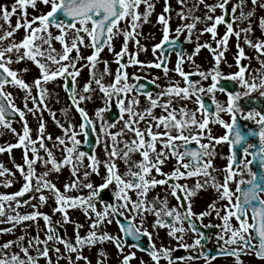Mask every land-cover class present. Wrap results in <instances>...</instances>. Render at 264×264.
Wrapping results in <instances>:
<instances>
[{"label": "snow or ice", "instance_id": "1", "mask_svg": "<svg viewBox=\"0 0 264 264\" xmlns=\"http://www.w3.org/2000/svg\"><path fill=\"white\" fill-rule=\"evenodd\" d=\"M39 2L46 6L48 11L31 17L29 8L37 9L38 0H13L10 7L7 4H0V130H9L17 137L16 143L0 146V154L5 152L11 154L14 148H22L24 161L23 164L14 165L23 180L20 190L14 193H0V217L7 216V220H0V223L12 224V228L0 229V232L10 233L17 224L25 221L37 222L41 217L45 221L46 232L43 239L39 235L28 239L27 246L21 243L24 236L0 245V264H39L41 258L45 259L46 264H60L62 259H66L67 264H79L80 261L92 264L88 256L84 255V249L93 248L98 244L103 245L105 242L114 243L121 254L120 264H131L136 256L134 251L125 253V247L146 251L153 264H161L162 260L167 264H180L197 259H203L205 264H212L217 255L234 257L235 264H243L241 257L250 253L264 260V196L261 195L264 193V112L253 109L245 114L239 104L243 97H250L252 92L264 90V74L246 76L252 58L246 54L245 47L240 43L243 39L244 45L255 50L257 53L255 58L264 72V59H261L264 56V39L254 41L250 35L254 32L252 18L258 0H251L252 9L247 11L245 9L248 0H215L214 3L195 0L192 7L188 6V0H177L181 5L177 12L181 24L174 30L175 37L172 36L171 27L173 9L170 0H164L163 11L157 16V23L162 28V39L153 45L152 52L155 58L151 61H142L139 58L141 52L148 51L147 46L140 43V36L143 33L139 29L143 23L149 21L155 11L154 0H39ZM201 5L205 11L203 15H196L195 12L200 10ZM259 6L264 7V3H260ZM218 10L220 14H217ZM13 16L16 17L15 24L12 23ZM198 24H203L204 27L197 29ZM220 25L225 26V33L217 39ZM259 27L264 30V17H260ZM21 29L24 30V35L17 40L16 34ZM53 29L57 34L54 35ZM194 31L197 32L195 52L199 53L202 48H207L213 55L215 66L210 70H201L191 53H185L177 46L180 36L184 33H187L186 40L191 42ZM205 33L211 34L216 43L215 47L207 41L199 43V37ZM121 36L123 37L121 48L116 51L114 41ZM232 36L237 40L235 61L239 70L224 76L220 71V64L225 59L224 53ZM54 41L60 43L59 50L54 46ZM130 41L135 45V51L129 50ZM82 48L92 49L91 54L84 56ZM105 48L112 53L113 62L118 65L114 74L109 67L110 61L101 59V53ZM169 49L176 52L177 62L173 71L182 78L183 85L168 78L169 55L161 57L157 54V50L168 53ZM73 52L75 55H72ZM186 57L194 70L191 73L186 72L183 67ZM22 61H31L39 69L40 75L34 78L31 84L21 75L29 71L27 67L13 69L11 66ZM81 61L85 63L81 64ZM101 63L104 64L102 71L98 69ZM85 67L89 69V79L78 92L77 78ZM129 67H138L139 71L162 69L168 82L161 87L157 84L159 77L153 78L151 83L160 88L154 96L153 92L141 83L140 75L133 73L130 80ZM106 76H113L111 82H104ZM57 78L64 80L63 87L68 93L71 107H74L81 117L79 125L73 123L68 108L61 109L65 117L64 123L56 119V113L48 108L47 100L50 93L47 84ZM209 79L212 83L206 87L203 81ZM222 79L236 82L245 91H228L224 86H219ZM8 86L17 87L24 92L23 109L16 105L12 92L6 90ZM33 88L36 89L35 94ZM97 91L102 94L100 99L104 106L94 111V119L81 104L91 101ZM217 91L227 92L226 105L216 100ZM206 94L211 97L214 109H209L206 105L204 99ZM141 95L146 97L149 105L144 109L139 108ZM260 95L264 96V91H260ZM165 97L167 99H164ZM193 98L197 105L193 110H189L186 105L179 108L175 106L177 100ZM29 101L32 107H29ZM113 103L118 106V115L116 119L108 120L105 114L112 110ZM157 107L162 109L159 116L154 114ZM45 110L63 133L55 137L51 148L46 143L52 141L53 136L45 134L46 124L43 121ZM26 112L38 116L35 138H32ZM197 113L201 116L199 120ZM221 113L229 114L231 122L225 121ZM17 114L22 122V133H18L12 127L9 119V116L14 117ZM238 116L243 120L253 121L258 125V129H245L238 123ZM121 121L123 126L116 132L111 131ZM141 123L145 125L143 129L140 127ZM210 123L222 125L227 134L220 137L211 136ZM93 133L96 134L93 147L103 144L104 160H100L94 151L85 152L80 148L82 143L89 144V138ZM127 133H131L132 136L127 138ZM81 135L85 137L83 141L79 139ZM249 137L258 138V144L247 143ZM205 138L208 139V143L201 142ZM177 141L182 143L178 144ZM222 141L230 144L232 152L228 157L229 163L223 170L225 173L223 182H219L212 172L220 171L213 167V159L216 156L215 145ZM193 142L199 145V148H192ZM158 144L161 146L159 150ZM237 146L244 157L251 155L253 160H258L260 164L258 172H253L249 167L251 161L244 163L243 160H238ZM181 147L183 151H180ZM53 148L61 153V159L56 158ZM41 149L44 156L40 155ZM250 149L252 151H249ZM29 153L32 154L31 157ZM137 153L141 158L133 160V155ZM172 159L175 160L172 170L164 172L162 166ZM117 161L124 164L123 173ZM37 162L44 168L39 175L35 167ZM233 165H236L235 169ZM241 165L248 168L250 180L243 178L236 180L238 172L241 177L244 175ZM101 166L105 169L102 182L94 184L89 178L93 174L99 176ZM65 167L70 170L72 179L63 185L62 191L48 177L52 173H59ZM8 175L15 177L16 174L0 163V177ZM191 178H195L193 186L181 183L182 180L187 181ZM233 182L236 183L235 192L230 188ZM0 183L5 187H11L13 180L5 179ZM157 186H165L164 195L157 193L149 199V193ZM207 187L215 189L218 194L217 200L210 203L206 210L197 213L193 210L194 197ZM83 188L88 189L87 195L67 194L73 190L79 192ZM45 192L50 193L54 199L53 212L61 213L63 223L72 222L68 212L70 208L83 209L89 221L86 235H81L80 229L83 225L80 224L76 225L74 239L66 234H59V224H54L51 216L40 212L37 205H31L36 209L33 212L19 214L18 209L28 204L29 200L18 198L24 197L26 193H38V200L43 204L49 199ZM109 192L110 198L105 200L103 195ZM169 196L177 201L176 206L169 207ZM36 198L33 195L30 199ZM221 200L227 203L217 207ZM12 202H15V207L12 206ZM5 204L9 212L16 214H8ZM213 214L222 223L205 225L204 218ZM149 215L155 218L151 225L153 231L145 227ZM233 218L236 224H233ZM113 221L119 228V234L101 231V225H110ZM212 227L220 229L215 234L218 246L216 251L206 250V244L212 237L201 230ZM161 228L167 229L168 237L177 242L175 245L161 243L157 247L152 236L154 232L158 234ZM37 230L39 231L38 224ZM189 232L193 234L191 243L185 240ZM144 238L150 242L147 248L141 244ZM14 245L19 251H10ZM57 245H63L64 252H61ZM30 249H35L36 254L33 255ZM181 249L185 251L195 249L196 255L174 257L173 253ZM50 252L56 254L55 262L49 255ZM107 255L104 249L100 248L97 253V264H106ZM141 264L145 262L141 260Z\"/></svg>", "mask_w": 264, "mask_h": 264}, {"label": "rangeland", "instance_id": "2", "mask_svg": "<svg viewBox=\"0 0 264 264\" xmlns=\"http://www.w3.org/2000/svg\"><path fill=\"white\" fill-rule=\"evenodd\" d=\"M12 2H13V0H0V4H7V5H9V7L11 6ZM154 2L156 4L155 11L153 12L151 17L149 18V21L147 23H143L141 29H139V31H141L143 33V35L140 36V43H141V45H145L148 48L147 52H141L140 53L141 59H143V60H151L154 58V55L152 52V47L154 44L159 43L160 38H162V28L157 23V16L159 13H161L163 11L164 0H154ZM194 2H195V0H188V6L192 7ZM207 2L208 3H214L215 0H207ZM170 3L172 6V9H173L172 20H171V27L173 29L172 36L175 37L176 33L174 30L181 24L180 19L177 17V12L180 10L181 5L177 2V0H170ZM260 3H264V0H258V5L254 9L255 15L252 18L253 22H254L253 23L254 32L250 35L254 41L257 39H264V30H261L259 27V19H260V17H264V7H260L259 6ZM250 9H252L251 0H248V3H247L245 10L247 11ZM143 10H144V7L142 5L141 11H143ZM47 11H48V8L46 6H44L43 4H41L38 0L37 9L29 8V16L31 17L32 15H39L41 12H47ZM204 11H205V9H204L203 5H201L200 10L196 11L195 14L196 15H203ZM238 12H239V10H238ZM217 14H220L219 10L217 11ZM15 22H16V17L13 16L12 17V23L15 24ZM121 26H123V22H122ZM221 26H223V27H221ZM5 27H7V25H5ZM203 27H204L203 24L197 25V29H202ZM256 28L259 29V31H260L259 34L256 32ZM53 33H54V35L57 34L55 29H53ZM224 33H225V27H224V25H220L218 27L217 39L222 37L224 35ZM23 35H24V30L21 29L16 34L15 38L17 40H19L20 38L23 37ZM186 35H187V33H184L183 35H181V37L186 38ZM192 39H193V42L191 44L194 45V47L196 48V45H197V32L196 31L193 32ZM122 41H123L122 36L117 37L115 39L114 44H115L116 51L120 50ZM205 41L211 43L213 45V47L216 46L215 41L211 37V34L205 33L203 36L199 37V43L203 44ZM240 43L242 46L245 47L246 54L252 58L250 61V65L257 64V65L261 66L259 64V62L257 61V59L255 58L257 55L255 50L244 45L243 39H241ZM236 44H237L236 37L232 36L229 39L227 51L224 53L225 59L221 61L220 71L228 69L229 67H234V65L236 64V61H235V54L237 52ZM54 46L56 47L57 50H59L61 48V45L59 42L54 41ZM129 50L135 51V45L131 41L129 42ZM81 52L84 56H87V55L91 54L92 49L82 48ZM201 52H202V54H197V57L195 58L196 64H200L202 66L201 70L207 71L208 69L209 70L212 69L215 66V62H214L212 53L207 48H202ZM157 54L159 55V51H157ZM72 55H75V52H73ZM262 58H263V56L261 57V59ZM101 59H107L110 61L109 67L111 68L112 73L114 74L118 65L115 62H113V60H114L113 55H112V53H110L107 50V48H105V50L101 53ZM241 62H244V61H241ZM83 63H85V62L81 61V64H83ZM11 66L13 67V69H22V68L27 67L29 69V71L26 73H22L21 75L30 84L32 83L34 78H36L40 75L39 69L31 61H22L19 64H13ZM53 67H55V66H53ZM98 69L100 71H102L104 69V64L103 63L99 64ZM128 72H129L130 80H131V76L134 72H139L141 74H149L153 77H159V80H158L159 82L166 81V78H165L163 73H156V72H151L148 70L138 71V69L136 67H129ZM258 72L259 71H257V73H256L257 76H259ZM168 78L175 80V81H179L178 79H176L173 76L172 73L168 74ZM88 79H89V69L87 67H85L82 70L81 75L77 78V91L78 92L83 87V85L86 83V81ZM112 79H113V76H106L104 82L109 83V82H111ZM210 80L211 79H209V81ZM203 82H206V81H203ZM63 84H64V80L62 78H57L56 80L50 81L47 84V88H48L49 93H50V97L47 100L48 108L56 113V119L60 120L61 123H64V121H65V117L62 114L61 109L68 108L69 112H70V118H72L73 123H75L76 125H79L81 120L79 118V115L75 112L74 107H71V102L69 100L67 92L65 91V89L63 87ZM93 87H95L94 84H93ZM6 90L12 92V94L15 98L16 105L18 107H20L21 109H23L24 104L22 101V97L24 95V92L22 90H20L19 88L12 87V86H8L6 88ZM35 93H36V89L33 88V94H35ZM101 95L102 94L99 91H97L96 93L93 94V98L91 101H86V102H83L81 104V106L84 107L85 109L86 108L89 109V111L91 112V116L94 119H95L94 111L97 108L104 106L101 99H100ZM29 107H32L31 101H29ZM26 118L28 120L29 127L31 128L32 138H35L37 135V128H38V116H33L32 113L26 112ZM125 118H127V117L125 116ZM43 121L46 124L45 134L46 135L51 134L53 136L52 141H46L48 146L51 148L53 143H54L55 137L61 136L63 134L62 129L60 127H58V125L55 123V121L49 115V112L47 110H45L43 112ZM122 126H123V121H121L119 124H117V126L113 129H111V131L116 132ZM12 127L15 128L18 133H22V122H21V120L17 123H12ZM97 130L99 131L98 126H97ZM0 131H2V134H0V146H6L9 143H16L17 142L16 135L13 134L11 131L6 130V129L0 130ZM127 135L129 137L132 136L131 133H127ZM79 139L81 141H83L84 140L83 135H81L79 137ZM82 144H81V146H82ZM217 149L219 151L220 147H217ZM217 149H215V151H217ZM53 152L55 153L56 158L58 160L61 159V153L57 149L53 148ZM22 154H23L22 148H14L12 150L11 154H9L7 152L0 154V163H3L6 168L11 169L16 174L15 177H12L10 175L5 176V177H0V181H4L5 179H12L13 180V184L11 187H5L2 183H0V193H14L16 191H19L20 188L22 187L23 180L20 177L19 171L14 167V165L17 163H19V164L24 163V161L22 159ZM31 155L32 154L29 153L30 157H31ZM40 155L41 156L45 155L43 149L40 150ZM219 156L220 155L217 154L214 157L213 167L215 169H219L220 171H213L212 175H214L218 181H223V177L225 174L223 171L224 169L220 166H217V164H216V161L221 157V156L220 157ZM97 157L100 160H104L105 159L104 150L102 151L101 154H97ZM139 157H140V155L137 153V154L133 155L132 159L133 160H139ZM87 163H88V161L85 158V164H87ZM117 163L119 165L121 173H123L125 171L124 164L121 161H117ZM174 165H175V163L172 162L171 167L167 168V169H170L169 171H171ZM35 167L37 170V175H39L41 172L44 171V168L40 162H37ZM167 169H165V170H167ZM165 170H163V171H165ZM169 171H165V172H169ZM82 172H83V169H81V173ZM104 173H105V169L103 168V166H101L100 175L98 176V175L93 174L89 179L91 181H102L101 178L104 175ZM153 174H155V173H153ZM48 178L50 180H52V182L55 183L58 187H60L62 191L64 190L63 185L66 183H69L70 180L72 179L71 172L67 167L63 168L59 173L50 174ZM157 178H161V177H157ZM182 181H184V180H182ZM187 181H195V178H191ZM87 193H88V189L83 188L79 192L73 190L71 192H68L67 194L75 196V195H81V194L87 195ZM44 194L49 197L47 203H43V204L40 203L38 200L39 194L36 193L35 196L37 198L36 199H30L28 204L22 205L18 209L19 214L24 215L27 213H31L34 210H36V209H33V207L31 205H37V209L40 212L46 213L49 216H51L53 223L59 224V226L64 230V233H61L58 229L59 234H61V235L66 234L69 238L74 239L75 228H76L77 224L83 225V227L80 229L81 235L87 234V231L89 229V221L87 220L83 209H81V208H70L68 210V212H69V216H70L72 222L63 223L61 213H59V212L54 213L53 212V208L55 207V201L51 197V194L48 192H45ZM12 206L15 207V202H12ZM98 207H99V205H98ZM5 210L10 215L16 214L15 212H9L8 211L7 204H5ZM0 220H7V216L0 217ZM37 224H38V221L37 222L25 221L23 223L17 224L15 226L14 230L10 233L0 232V245H2L3 243H5L9 240H16L17 237H19V236H24V240L21 243H23L25 246H27L28 239H30L31 237H34L36 235H39L41 237V239H43L45 236V232H46L45 221L43 220V223H40L39 231L37 230ZM4 228H12V224L0 223V229H4ZM104 228H105V225H101V231H104ZM57 246L60 247L61 252H64L63 245H57ZM104 246H105V243L103 245L98 244L93 248H85L84 249V255L87 256V254H88V255L95 256L96 250L98 249V247H104ZM10 251H19V249L14 245L13 248L10 249ZM30 252L33 255L36 254L35 249H30ZM49 255L52 257L53 261L55 262V260L57 259L56 254L54 252H50ZM74 257H75V254H73V258ZM39 264H46L45 259L41 258L39 260ZM60 264H67V260L66 259L60 260ZM79 264H84V261H80Z\"/></svg>", "mask_w": 264, "mask_h": 264}, {"label": "flooded vegetation", "instance_id": "3", "mask_svg": "<svg viewBox=\"0 0 264 264\" xmlns=\"http://www.w3.org/2000/svg\"><path fill=\"white\" fill-rule=\"evenodd\" d=\"M174 58H175V64H176V61H177L176 53H175ZM183 67H184V69H189V70H186V72H189V73L193 72V68L191 66V63L189 61H187V58H186V62L184 63ZM152 69H153V71H161V70H158L156 68H152ZM249 74H255L254 72H252L250 67L248 68L246 76H248ZM224 76H226V75H224ZM193 78L199 79V77H193ZM167 82H168L167 80L161 81V82H158V85L163 87L167 84ZM257 82H259V81H257ZM180 83H181V85H183V80L180 81ZM203 83L207 87L212 82H208V83L203 82ZM219 86H224L228 91H240V92L245 91V89L241 88L236 82H230V81H226V80L222 81V82L220 81ZM159 91H160V88L156 87L155 90H152L153 95L155 96V94ZM260 91H264V90H257L255 92H252L250 97H243L239 101V104H240L241 108L244 110L245 114L247 113V111L253 110V109L255 111L264 112V96L260 95ZM139 99H140V105H139L140 109H144L145 107L149 106L148 101H147L145 96L141 95L139 97ZM164 99H167V97H165ZM204 99H205L206 105L209 107V109H214L215 105L212 103L211 97L206 94ZM227 99H228L227 92H223V93L219 92V91L216 92V100L219 101L221 104L226 105ZM181 105H186L189 110H193L197 107V105L195 103V98H193L192 100H183V101L177 100L175 102V106L177 108H179ZM154 114L157 116L161 115L162 109L157 107L156 109H154ZM105 116H106V119L109 118L108 113H106ZM221 117L225 121L231 122L229 114L221 113ZM197 119L198 120L201 119V116L199 113H197ZM237 120H238V123L242 127H244L245 129H249V128L250 129H258V125H256L253 121L243 120L239 116L237 117ZM144 126H145L144 123H141L140 127L142 129L144 128ZM209 129H210L211 136H214V137H220V136L227 134V130L224 129L222 125L217 124V123H210ZM153 130L155 131L156 129L154 128ZM162 130L163 129H161V131ZM173 134H175V132ZM127 138H130V137L127 135ZM201 142L202 143H208V139L205 138ZM177 143L180 144L182 142L177 141ZM247 143L258 144V138L249 137L247 140ZM160 147L161 146L158 144L157 150H159ZM191 147L192 148H199V145H197L195 142H193L191 144ZM217 147H220L219 151H218ZM215 149H217L216 155L218 154L221 156V157L219 156L220 158L216 161V164H217V166H220L223 169H225L226 165L229 163L228 157H230V155H231L232 148L228 142L222 141L221 143L215 145ZM183 150H184L183 147H181L180 151H183ZM236 151H237L238 160H243L244 163H247L248 161L252 162L249 165V167L251 168V170L253 172H258L260 170V164H259L258 160H253V157L251 155L244 157L239 146H237ZM249 151H252V149H250ZM140 158L141 157H139V159ZM172 162L175 163V160L172 159V160L166 162V164L162 166L163 170L170 168L172 165ZM233 167L235 169L236 165H233ZM240 168H241V171H243L244 175H243V177H241L239 175V172H238L237 176H236V180L238 181L241 178H243L245 180H250L251 175L249 174L248 168L243 167V165H241ZM167 170H165V171H167ZM94 182H101V181H94ZM219 182H223V181H219ZM181 183H188V185L191 187L194 185L195 181H181ZM163 187H165V186H157L156 189L151 191L149 193V199H151L157 193L160 194L161 196H163L164 195ZM230 188L232 189L233 192H235L236 183L235 182L231 183ZM110 195H111L110 192L106 193L103 195V198L105 200H107L110 198ZM237 195H238V193H237ZM261 195L264 196V193H261ZM217 196H218L217 192L215 191V189H213L211 187H207L206 189L199 191L197 193V195L194 197V209L193 210L196 211L197 213L206 210L210 203L217 200ZM133 198L135 199L134 195H133ZM225 203H227V202L221 200L218 202L217 207H221ZM176 205H177V201L174 198H172L171 196H169V207H174ZM158 207H159V205H158ZM221 215H223V213H221ZM154 219L155 218L151 215H149L147 217L145 227H147L149 231H153L151 225H152V222ZM124 222L127 223V221H124ZM203 223L205 225H208V224L220 225L222 223V221L217 219L216 216L213 214L212 216L205 217ZM233 224H236V221L234 218H233ZM201 230L212 237V239L206 244V250L216 251L218 246L216 244L215 234L220 231L219 227L202 228ZM104 231H108V232L112 233L113 235L119 234V228H118L115 221H113V223L110 225H106L104 228ZM253 236H255L254 232H253ZM152 240L155 241L157 247H159L161 245V243H163L164 245H168V244L175 245L177 243L175 240H172L170 237H168L166 228L159 229L158 234L156 232H154L153 236H152ZM185 240H186V242L191 243L193 240V234L191 232L187 233L185 236ZM129 243H131V240L129 241ZM141 244L145 248L150 246V242L147 238H144L141 241ZM221 247H222V245H221ZM100 248H103L104 251L108 254L106 264H120L121 254L118 252L114 243H112V242H105L104 247H98V249L96 250L95 256L87 254V256H88L89 260H91L92 264L97 263V259H98L97 253H98V250ZM133 251L136 253V256L131 261V264H141V260H143L145 262V264H153L150 256L148 255V253L146 251H141V250L134 248V247L133 248L125 247V253L133 252ZM189 254L196 255V250L195 249H189V250L185 251V250L181 249L178 252H174L173 256L175 257L178 255H189ZM241 259L243 260V264H264V260L258 259L254 254H251V253L243 255L241 257ZM161 264H167V262L162 260ZM180 264H205V261L203 259H197V260H192L189 262H180ZM212 264H235V258L231 257V256H226V255H217V258L214 261H212Z\"/></svg>", "mask_w": 264, "mask_h": 264}, {"label": "water", "instance_id": "4", "mask_svg": "<svg viewBox=\"0 0 264 264\" xmlns=\"http://www.w3.org/2000/svg\"><path fill=\"white\" fill-rule=\"evenodd\" d=\"M31 195H32V193H31L29 196H31ZM26 196H27V195H25L24 197H22V199L26 198Z\"/></svg>", "mask_w": 264, "mask_h": 264}]
</instances>
